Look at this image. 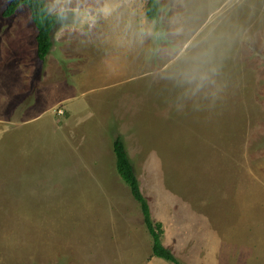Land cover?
Segmentation results:
<instances>
[{"label":"rangeland","instance_id":"1","mask_svg":"<svg viewBox=\"0 0 264 264\" xmlns=\"http://www.w3.org/2000/svg\"><path fill=\"white\" fill-rule=\"evenodd\" d=\"M8 1L0 264H172L116 172L117 135L182 264H264V0H156L154 19L147 0H43L44 61Z\"/></svg>","mask_w":264,"mask_h":264},{"label":"trees","instance_id":"2","mask_svg":"<svg viewBox=\"0 0 264 264\" xmlns=\"http://www.w3.org/2000/svg\"><path fill=\"white\" fill-rule=\"evenodd\" d=\"M20 5H26L30 11L32 22L36 27V56L40 61H44L52 46L51 33L57 25L55 15L47 10L43 0H9L1 12L2 16L12 15ZM156 10L157 1L147 0L145 5L146 17L154 19ZM112 149L116 172L129 187L131 196L139 203L143 223L151 237L152 255L170 261L172 264H182L171 250L162 244V224L159 221L154 222L151 218L149 204L140 191L137 175L125 150L124 142L119 135L113 139Z\"/></svg>","mask_w":264,"mask_h":264},{"label":"crops","instance_id":"3","mask_svg":"<svg viewBox=\"0 0 264 264\" xmlns=\"http://www.w3.org/2000/svg\"><path fill=\"white\" fill-rule=\"evenodd\" d=\"M31 21H32V20H31ZM35 36H36V33H35ZM35 42H36V40H35ZM71 79H72V80H71V84H72V85H75L76 90H77L78 93H81V92H80V91H81L80 88L82 87L83 84H81L80 81H79V79L76 78V77H74V76L71 77ZM84 92H85V91H84ZM82 93H83V92H82ZM69 98L73 99L74 96H68V97H66V98L63 99V100H66V99H69ZM79 105H80V104H79Z\"/></svg>","mask_w":264,"mask_h":264},{"label":"built area","instance_id":"4","mask_svg":"<svg viewBox=\"0 0 264 264\" xmlns=\"http://www.w3.org/2000/svg\"><path fill=\"white\" fill-rule=\"evenodd\" d=\"M58 112H61V111H58Z\"/></svg>","mask_w":264,"mask_h":264}]
</instances>
